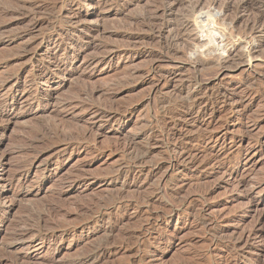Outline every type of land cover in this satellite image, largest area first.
Returning <instances> with one entry per match:
<instances>
[{
	"label": "rangeland",
	"instance_id": "rangeland-1",
	"mask_svg": "<svg viewBox=\"0 0 264 264\" xmlns=\"http://www.w3.org/2000/svg\"><path fill=\"white\" fill-rule=\"evenodd\" d=\"M16 1L11 11L0 13V127L4 130L0 156L6 155L9 162L0 165V176L13 178L18 165L37 153L52 171L37 177L45 166L36 163L29 169L28 181L22 187L15 181L6 195L11 198L28 193L33 186L42 187L36 198L26 195L7 214L8 233L0 231V257L19 253L24 257L21 264H264V35H259L262 45L249 61L251 68L245 61L222 71L217 64L197 70L193 60L207 46L198 38L210 33L219 39L224 33L230 37L214 15L222 5L238 2L218 0L221 7L217 5L211 15L212 0H174L172 12L163 17L161 0ZM95 2L102 7L96 9ZM8 6L0 0V8ZM80 14H84L82 20L76 17ZM233 14L230 11L227 18L233 19ZM151 20L156 25L151 26ZM187 20L191 26L183 44H174L172 53L164 56L163 47L174 33L172 25ZM246 20L240 19L236 30L244 29ZM164 24L171 26L159 33ZM65 34L78 40L66 51L45 58L48 64L63 63L66 77L10 86L11 77L23 83L31 79L32 67L39 70L22 58L26 49L38 43L43 48L61 46ZM104 46L115 49L109 59L102 57L107 54ZM212 54L204 52L202 58ZM152 64L159 73L150 71ZM195 76L201 84L189 85ZM84 87L101 91L86 97ZM52 92L50 111H61L65 102L76 101L82 93L91 114L77 118L78 111L68 110L56 121L58 125L52 116L41 118L42 101H48ZM13 96L22 102L20 115L26 116L7 125L1 115L13 110L4 105ZM99 104L127 115L119 123L94 119L92 110ZM41 127L49 138L43 131L39 134ZM90 128L93 131H87ZM75 137L79 142L67 149L65 140L75 141ZM36 138L44 143L26 146ZM20 148L30 149L31 157L15 153ZM137 151L146 153L143 161L133 159ZM56 152L60 154L55 156ZM97 200L112 209L104 220L96 216L101 211ZM50 207L59 212L52 217L58 220L50 222L57 228L52 241L41 244L38 237L13 242L12 232L21 226L46 233L48 229H39L29 215ZM214 231L219 233L218 240H212ZM249 232L252 245L245 252L228 247L231 240ZM102 246L106 255L88 262V256Z\"/></svg>",
	"mask_w": 264,
	"mask_h": 264
},
{
	"label": "bare ground",
	"instance_id": "bare-ground-1",
	"mask_svg": "<svg viewBox=\"0 0 264 264\" xmlns=\"http://www.w3.org/2000/svg\"><path fill=\"white\" fill-rule=\"evenodd\" d=\"M21 1V0H20ZM25 0H23L22 1V3L24 2ZM27 1V0H26ZM162 1V4H163V8H162V6L160 7V8H162L163 9V17L166 15V14H168V13H171L172 12V8H171V5H174V2H172V1H174V0H161ZM178 1V0H177ZM261 1V0H260ZM263 1V3L262 2H259V0L256 2V1H254V0H236V2H238L235 6L234 5H232L231 3H227V4H224V5H222V7L220 6V5H218V0H212V1H210L209 2V8H208V11H209V13L208 14H213L214 13V11H215V9H216V6L218 5L219 7H221L218 11L216 10V12H217V15H214V16H216V20L217 21H222L223 23V25L225 26V29L226 30H228V33L230 34L229 36V38L227 39V36H225L226 35V33H224L225 35H223V36H221V39H219L220 37H217L218 35L217 34H208V36H206V37H200V38H196L197 39V41L198 42H202V43H206V47H205V45H204V47L203 48H205L203 51H201V55H200V57H198L197 55L196 56H193V60L195 61V64H196V67L195 68H197V70H198V68H202V69H208V68H210L211 66H213L214 64L216 65H218V66H216V67H219L220 68V70L219 71H222V70H224V69H227V68H230L231 66V64H233L234 63V65H235V63L236 62H238V63H245V61L247 62V63H249V65L248 66H250V68H251V63L249 62V61H251L253 58H255L254 57V55H255V53L258 51V48L260 47V45H262V43H261V41H262V39L263 38H259L260 36L259 35H264V0H262ZM105 2V1H104ZM4 3L5 4H7V5H9L7 8L5 7V8H0V13H4V15H5V12H8L9 10L11 11V9L12 8H9L10 7V5H13L14 7H16V5H18V1H16V0H4ZM25 3V2H24ZM31 3V2H30ZM106 4V3H105ZM176 4V3H175ZM181 4V3H180ZM21 5V4H20ZM196 5H197V3H196ZM12 6V7H13ZM100 6H101V4H100V2H98V3H96L95 2V7H96V9L97 8H100ZM176 6V5H175ZM217 6V7H218ZM18 7V6H17ZM22 7V6H21ZM31 7V6H30ZM102 7V6H101ZM25 8V7H24ZM42 8V7H41ZM40 8V9H41ZM16 9V8H15ZM47 9V8H46ZM20 10V9H19ZM159 10V9H158ZM175 10V9H174ZM33 11H35V10H33ZM230 11H233L234 12V14H235V17L232 19L231 17V19H228L227 18V14L230 12ZM14 12V11H13ZM207 12V11H206ZM7 14V13H6ZM29 14V13H28ZM207 14V15H208ZM234 14H233V16H234ZM12 15V14H11ZM211 15H210V18H211ZM1 16V15H0ZM84 16V14H80V15H76V17L77 18H82ZM156 16V15H155ZM160 16V15H159ZM167 16V15H166ZM168 16H169V14H168ZM162 17V16H161ZM243 17H247V20H246V23L244 24L245 26H244V29H242L241 31H238V30H236V25H237V23L239 22V20L240 19H242ZM158 18V17H157ZM155 19H156V17H155ZM161 19V18H160ZM62 20L65 22V23H71L72 21L71 20H68V19H63L62 18ZM82 20V19H81ZM157 21H159V20H157ZM179 21V20H178ZM87 23H88V21H86ZM151 23H153V22H155V20L153 21V20H151L150 21ZM181 22V21H180ZM228 22H230V23H228ZM243 22V21H242ZM76 23V22H75ZM149 23V22H148ZM170 23V22H169ZM175 23H176V21H175ZM212 23V22H211ZM221 23V22H220ZM73 24V23H72ZM155 23H153V24H151V26L152 25H154ZM167 24V23H166ZM177 24V23H176ZM241 24V23H240ZM37 25V24H36ZM156 25V24H155ZM160 25V24H159ZM222 25V26H223ZM164 26V28L163 27H160L158 30H159V33H162V30L163 29H165V28H168V27H170L171 25H169V26H165V24L163 25ZM191 25H190V22L187 20V21H182V23H180L179 25H177V26H175V27H173V25H172V29L171 30H173V35H172V37L169 39L170 41H167V43H166V45L163 47V55L165 56V55H170L171 53H172V48H173V45L174 46H177V47H179L180 45H182L183 44V39H185V38H183V35H185L184 33L188 30V28L190 27ZM147 27V26H146ZM207 27L208 28H206L207 29V32L209 31V26L207 25ZM211 28V27H210ZM241 28V27H240ZM224 29V30H225ZM240 30V29H239ZM172 32V31H171ZM206 32V31H205ZM227 33V34H228ZM189 34V33H188ZM65 35H68V34H65ZM210 35V36H209ZM238 35V38H237V40H235V42H233V39H235L236 38V36ZM52 36V34H50L49 35V37H51ZM243 36H245L244 38H243ZM158 37H160V36H158ZM225 38V39H224ZM16 39V38H15ZM80 39V38H79ZM82 39V38H81ZM76 40H78V39H75V38H70L69 37V35L68 36H64V35H61V39H60V41H59V43L61 44V46L60 45H58V46H56V45H53V46H48V47H46V48H43V46H42V44L41 43H38V44H36V47L35 48H30V49H26V51H25V53H24V55L22 56V58H27L26 60L27 61H29L30 63H33V66H35L36 65V67L35 68H37V69H39L38 70V72H36L35 70H34V67H32V71L30 72L31 73V79L30 80H27L26 79V81H24L23 83H21V80H20V78L19 77H11V76H9V77H11V79L10 80H8V83L9 84H12V85H10L11 87H14V86H16V87H19V86H21V85H31V84H37V83H39L40 81H43L44 79H47L46 81H52V80H54L55 79V77L57 76H61V77H66L64 74H63V67H64V65H63V63H61L60 61H58V60H56V61H53V62H50L49 64L46 62V58H45V55H47V54H59L61 51H66L67 50V48L71 45V44H73ZM84 40V39H83ZM220 40V41H219ZM227 40V41H226ZM39 42V41H38ZM225 42H226V44H225ZM228 43V44H227ZM211 44H213L212 46H210ZM208 45H209V48H208ZM111 47V46H110ZM110 47H108V46H104V49H106L107 50V54L106 55H104V56H102L103 57V59H105V58H110L111 57V55H112V53H114L115 52V49H112V48H110ZM214 47H215V49H214ZM229 47V48H228ZM25 48V47H24ZM175 48V47H174ZM161 49V48H160ZM23 50V49H22ZM119 50V49H118ZM176 50V49H175ZM105 51V50H104ZM208 51V54L209 53H213L212 55V58H207V59H204V58H202L203 57V55H204V52H207ZM210 51V52H209ZM43 53H44V55H43ZM82 53V49H80L79 50V54H81ZM106 53V52H105ZM197 53H199V52H197ZM193 54V53H192ZM102 55V54H101ZM151 55V54H150ZM190 55V54H189ZM194 55V54H193ZM206 55V54H205ZM209 56H211V55H209ZM209 56H206V57H209ZM48 57V56H47ZM21 58V59H22ZM97 58V57H96ZM101 58V57H100ZM102 59V58H101ZM209 59H211V60H209ZM156 60V59H155ZM237 63V64H238ZM153 65V64H152ZM246 65V64H245ZM253 65V64H252ZM150 66V65H149ZM214 67V66H213ZM159 68H157V66L156 65H153L151 68H150V71L152 72V73H154V74H157V72L159 73ZM19 71V70H18ZM47 71H49L48 73H47ZM29 73V74H30ZM14 76V75H13ZM30 76V75H29ZM214 78V77H213ZM83 79V78H82ZM156 79H157V77H156ZM6 80L7 79H5V82H6ZM159 80V79H158ZM189 80V79H188ZM84 81V80H83ZM189 85H191V84H194V85H199V84H201V81L199 80V78L197 77V76H195V77H193V78H191L189 81ZM86 83V82H85ZM158 83V85H159V82H157ZM187 86V85H186ZM192 87V86H191ZM85 88V87H84ZM186 88V87H185ZM185 88H183V89H185ZM187 89H189V88H187ZM82 90V89H81ZM157 90V86H156V88L154 89V91H156ZM101 91V90H100ZM100 91L99 90H96V89H89L88 90V88H85L84 90H83V93H85V95H86V97L87 96H89V95H92V97L94 96V95H96V94H98V93H100ZM82 92V91H81ZM53 93L54 92H52V93H50V95L48 96L49 97V99H48V101H42V103H45V106L43 107V109L41 110V112H43V113H41V118H43V117H51L52 116V118H53V122L55 123V124H57L56 123V121H60V120H62L63 118H61V119H59L62 115H63V113H65L66 111H68V110H71V111H73V110H75L76 112L78 111L79 112V114L78 115H76L77 116V118L82 114V113H87L88 112V110L91 108H88L86 105H85V103L86 102H84V98H83V96H82V93H80L78 96H76L77 98H76V101H67L68 103H64L62 106H63V109L61 110V111H58L57 113L56 112H54L53 110H51L50 111V109H48L49 107V105H50V103H51V100H53L54 99V97H53ZM85 97V96H84ZM56 98V97H55ZM32 99V98H31ZM90 99H92V98H90ZM94 99V98H93ZM92 99V100H93ZM188 99H190V98H188ZM71 100H73V99H71ZM86 100V99H85ZM92 100H90V101H92ZM58 101V100H57ZM28 102V101H27ZM163 102V101H162ZM61 103V102H60ZM87 103H89V102H87ZM164 103V102H163ZM20 104H22V102H20V100L19 99H17V98H15L14 96L13 97H11V102H9V103H7L6 104V102H5V106L6 105H9L13 110L11 111V112H9L8 114H6L4 117H3V115H1V118H3L4 120H3V123H7V125H10V124H12L13 123V121L14 120H18L19 118H21V117H25L26 116V114H24V115H20V110H22V108L20 107L21 105ZM29 104V103H28ZM62 104V103H61ZM52 105V104H51ZM54 105H55V103H54ZM104 105H106V104H99V105H94V106H96L95 107V109H93L92 110V115L91 116H93L94 117V119H99V120H104V121H106V122H117V123H119L126 115H127V113L125 114V113H118V111H120V109L118 110L117 108L116 109H114V107L113 106H111L110 108H107L106 106H104ZM57 106V105H56ZM20 108V109H19ZM58 110V109H57ZM56 110V111H57ZM70 111V112H71ZM90 111V110H89ZM126 111V110H125ZM91 112V111H90ZM90 112H88L89 114H91ZM122 112V111H121ZM46 113H48V115H46ZM49 113H51V114H49ZM53 113H54V115H53ZM87 113V114H88ZM68 114V113H67ZM66 114V115H67ZM88 114V115H89ZM129 114V113H128ZM69 115V114H68ZM75 115V114H74ZM75 116V117H76ZM45 117V118H46ZM64 117V116H63ZM74 117V116H73ZM82 117V116H81ZM80 117V118H81ZM51 118V119H52ZM76 119V118H75ZM49 120V119H48ZM103 121V122H104ZM49 122H51V120H49ZM64 122H66V121H64ZM71 123V124H70ZM69 124L70 125H72L73 124V122H70ZM75 123V122H74ZM49 124H51V123H49ZM77 124V123H76ZM58 125V124H57ZM63 125H65V124H63ZM41 126V125H40ZM40 126H38V127H40ZM52 126V125H51ZM6 127V126H5ZM42 127H45V126H43L42 125ZM42 127H41V130L39 131V134H41V132H42V134H43V136L44 137H47L49 134L46 132V130L47 129H42ZM60 127V126H59ZM59 127L57 126V128L59 129ZM67 127V126H66ZM65 127V128H66ZM35 128V127H34ZM36 128H37V125H36ZM49 128V127H48ZM62 128V127H61ZM60 128V129H61ZM64 128V129H65ZM72 128V127H71ZM54 129H55V126H54ZM148 129V128H147ZM61 130H63V128L61 129ZM66 130H67V128H66ZM74 130H76V129H74ZM2 131H4L1 127H0V136L2 135L1 133H2ZM69 131H70V128H69ZM87 131H93V129H87ZM32 132H33V130H32ZM56 132H57V130H56ZM61 132H64V131H61ZM89 132H87L88 134H89ZM58 133V132H57ZM56 133V135L55 136H57V135H59V134H57ZM65 133H66V131H65ZM65 133H63V137H64V134ZM74 133V132H73ZM77 133V132H76ZM79 133V132H78ZM87 133H85V134H87ZM32 134H34V133H32ZM38 134V135H39ZM53 134V133H52ZM51 134V135H52ZM84 134V133H83ZM38 135H36L35 137H37ZM60 135H62V134H60ZM78 135V134H77ZM90 135V134H89ZM33 136V135H32ZM42 136V137H43ZM53 136V135H52ZM82 136V135H81ZM85 136V135H84ZM39 137V136H38ZM37 137V138H38ZM43 137V138H44ZM51 137V136H50ZM62 137V136H61ZM87 137V136H86ZM202 137V136H201ZM30 138H31V136H30ZM32 139V140H34L33 141V143H32V141H29L30 143H27L26 144V146L27 147H29V148H35L34 147V143L35 142H43L44 140L42 139V138H39V139ZM47 138H49V137H47ZM60 138V137H59ZM65 139H66V136L64 137ZM63 138V139H64ZM73 139H74V137H72ZM76 138L77 137H75V141H66L65 140V145H66V147H67V149L70 147V146H72L73 144H75L74 142H79V140H80V138L78 139L77 138V141H76ZM199 138V137H198ZM204 138V137H203ZM57 139V138H56ZM69 139H71V138H69ZM73 139H71V140H73ZM47 140V139H46ZM50 140H51V138H50ZM53 140H54V136H53ZM81 140H83V139H81ZM85 140V139H84ZM197 140V139H196ZM202 140V139H201ZM25 141V140H24ZM44 143V142H43ZM54 143V142H53ZM58 143V142H57ZM83 143V142H82ZM55 144V143H54ZM37 145H39V144H37ZM51 146H53V145H51ZM55 147V146H54ZM77 147V146H76ZM48 149H49V147H48ZM47 149V150H48ZM64 149H65V147H64ZM30 149H26V148H20L19 150H17L15 153H17V154H24L26 157H29L30 156V151H29ZM45 150V149H44ZM46 150V151H47ZM50 150V149H49ZM128 150V149H127ZM32 151V150H31ZM40 151V150H39ZM42 151V150H41ZM65 151V150H64ZM128 152V151H127ZM138 153H137V156H135L133 159H135L136 161L137 160H141V161H143L142 159H145V156H147L146 155V153L145 154H140V151H137ZM132 153V152H131ZM182 154H184L183 152H181ZM50 154V153H49ZM57 154H60V152H56L55 153V156L57 155ZM139 154V155H138ZM31 155L33 156V154L31 153ZM54 155V154H53ZM149 155V154H148ZM31 157V156H30ZM41 157H42V155L41 156H39L38 155V153L34 156V158L33 159H29V161H25V162H23L22 164H20V165H18V171L16 172V174L14 175V177L13 178H11V179H6L5 178V175L4 174H2L1 176H0V190L2 191L1 193H0V231H3L4 232V235L6 234L7 235V229L5 228L6 227V224L8 223V221H7V217H8V215L10 214V212L14 209V207H15V205H17L16 203L18 202V201H21L22 200V198L23 197H26V195L28 196V197H31V196H33V197H35V196H38L39 194H40V192L42 191V187H32V189H31V191H29L28 193H25V194H18L17 196L15 195L14 197H11V198H9L8 196H6L7 194H9V193H11V188H12V186L14 185V182L15 181H17V183L22 187V185H24L28 180V177H29V173H30V170L29 169H31V167H33V165H35L36 163H39V165L42 167V166H45V168H43V169H41L40 170V172L36 175L37 177H40V176H44V174L45 173H49V172H51L52 171V169L48 166V165H45L44 164V161H40L41 160ZM51 157V156H50ZM49 158V157H48ZM27 159V160H28ZM8 161H7V156L6 155H1L0 156V165L1 166H3V165H8ZM194 163V162H193ZM38 165V167L40 168V166ZM158 168V167H157ZM169 168V167H168ZM6 169V168H5ZM5 169H4V171H5ZM119 169H121V168H119ZM176 169H177V167H176ZM123 171V170H122ZM123 173V172H122ZM127 174V173H126ZM118 174H116V176H117ZM114 177V176H113ZM118 177V176H117ZM30 180V179H29ZM81 180V179H80ZM32 183V182H31ZM33 184V183H32ZM20 186H18V187H20ZM27 186V185H26ZM24 188V187H23ZM125 188V187H124ZM76 189V188H75ZM123 189V188H122ZM28 190V189H27ZM63 192V191H62ZM61 193V192H60ZM36 198V197H35ZM21 199V200H20ZM8 200H10V201H8ZM8 201V202H7ZM99 200H97V203H95V205L96 206H99L100 207V212L96 215V216H99L100 218H102L103 220H104V216H106V215H108L109 213H110V211L112 210L111 208H109L107 205H105V206H103V204L101 205V203L100 202H98ZM102 201V200H101ZM103 201H105L104 199H103ZM102 201V202H103ZM92 202V204L94 203L93 201H91ZM106 202V201H105ZM116 202V201H115ZM188 202V201H187ZM185 204V203H184ZM87 204H85V206H86ZM94 205V204H93ZM92 205V206H93ZM191 205H193V204H191ZM196 206V205H195ZM48 207V206H47ZM56 207V206H55ZM59 207V206H58ZM89 207H91V206H89ZM98 207V208H99ZM51 208V207H50ZM61 208V207H60ZM87 208H88V206H87ZM92 208V207H91ZM95 208V207H94ZM180 208V207H179ZM192 208H194L193 206H192ZM59 209V208H58ZM78 209V208H77ZM89 209V208H88ZM87 209V210H88ZM111 209V210H110ZM178 209V208H177ZM60 210V209H59ZM91 210V209H90ZM96 210V209H95ZM63 211V210H62ZM82 211V210H81ZM174 211V210H173ZM182 211V210H181ZM35 213V212H34ZM59 212H58V210L57 209H49V208H47V209H42V211L41 212H37L35 215H29L30 217H32L33 218V220L35 221L34 223H36V226H38V228L39 229H41V228H46V229H48V231H50V232H44L43 233V235H41L40 233H38L36 230H34V229H31V227L29 228L28 226H21L20 228H16L17 230H15V232H12L13 233V235H12V238H13V242H17V241H21V242H26L27 240H30V241H32L33 239H35V238H38V237H40L41 239V244H44V243H46V242H48V241H52V239L55 237V230L57 231V228H55L54 226H53V224H51L50 222H51V220L52 219H54V218H52L53 217V214L54 215H56L57 216V214H58ZM92 213V212H91ZM91 213H89L90 214V216H91ZM164 213V212H163ZM195 213V212H194ZM8 214V215H7ZM33 214V213H32ZM80 214V213H79ZM164 214H168V213H164ZM81 215V214H80ZM88 214H86L85 216H87ZM85 216H83V217H85ZM93 216V215H92ZM91 216V217H92ZM164 216V215H163ZM81 217V216H80ZM161 217V216H160ZM204 218H205V216H203ZM88 218V217H87ZM93 218V217H92ZM111 218V217H110ZM31 219V218H30ZM82 219V218H81ZM89 219V218H88ZM87 219V220H88ZM56 220H58V219H56ZM56 220H52V221H55L56 222ZM112 220V219H111ZM211 220V219H210ZM54 222V223H55ZM80 222H82V221H80ZM89 222V221H88ZM87 222V223H88ZM108 222H109V220H108ZM58 224V223H57ZM77 224V223H76ZM75 224V225H76ZM79 224V223H78ZM77 224V225H78ZM113 224V223H112ZM201 224H202V222H201ZM55 225V224H54ZM109 225V224H108ZM58 227H59V225H58ZM64 228H65V226H63ZM68 227V226H67ZM66 227V228H67ZM78 227V226H77ZM66 228H65V230H66ZM84 228V227H83ZM89 228V227H88ZM59 229H62V227L60 228L59 227ZM68 229H69V227H68ZM65 230L63 229L62 231L63 232H65ZM43 231H44V229H43ZM62 231H60V232H62ZM75 231V230H74ZM107 231V230H106ZM105 231V232H106ZM2 232V233H3ZM40 232V231H39ZM141 232V231H140ZM58 233V232H57ZM110 233H113V232H110ZM210 233H212L211 231H210ZM209 233V234H210ZM108 234H109V232H108ZM219 234V233H218ZM215 231L213 232V234H212V240H218V235ZM111 235V234H110ZM147 235H149L148 233H147ZM106 236H109V235H107L106 234ZM11 237V236H10ZM141 237V236H140ZM138 239H140V238H138L137 237V240ZM144 239V238H143ZM146 239V238H145ZM139 241V240H138ZM138 241H136V242H138ZM141 241V240H140ZM56 242V241H55ZM140 243V242H139ZM108 244V243H107ZM254 244V243H253ZM251 245H252V234L249 232L248 234H245V236H240V238H235V239H233V240H231L230 242H229V244H228V247L229 248H231V250L232 251H235V252H239L240 253V251L239 250H241L242 252H245L247 249H249L250 247H251ZM106 247V246H105ZM105 247L104 246H102V247H97V249L93 252V253H91L90 251L88 252V253H91L89 256H88V258H87V260H88V262L89 261H91L93 258H94V261L95 260H99V258L100 257H103V256H105L106 255V249H105ZM109 248V247H108ZM107 248V249H108ZM109 252V251H108ZM236 253V254H237ZM10 254H12V253H10ZM88 255V254H87ZM12 256L13 257H11V256H7L8 258L7 259H4V258H2V257H0V264H4V263H7V262H11L12 264H21L22 262H20V260H23L24 259V257H22L19 253H15V252H13V254H12ZM93 261V262H94ZM254 261V260H253ZM20 262V263H19ZM27 262H29V261H27ZM51 262V261H50ZM24 264H28V263H25V262H23ZM41 263V262H40ZM97 263V262H96ZM29 264H30V262H29ZM78 264H84V262H79ZM89 264V263H88ZM92 264V263H91Z\"/></svg>",
	"mask_w": 264,
	"mask_h": 264
}]
</instances>
